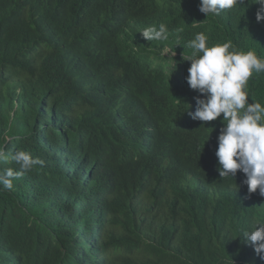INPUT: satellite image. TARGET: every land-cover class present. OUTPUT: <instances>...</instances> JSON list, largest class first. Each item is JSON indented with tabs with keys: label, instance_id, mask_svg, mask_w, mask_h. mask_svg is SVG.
Here are the masks:
<instances>
[{
	"label": "trees",
	"instance_id": "1",
	"mask_svg": "<svg viewBox=\"0 0 264 264\" xmlns=\"http://www.w3.org/2000/svg\"><path fill=\"white\" fill-rule=\"evenodd\" d=\"M199 2L0 0V173L42 161L0 190V264H264L237 237L264 197L219 177L222 118L192 119L181 56L204 32L264 59V21L255 0ZM161 23L167 40L142 37ZM247 91L264 105V73Z\"/></svg>",
	"mask_w": 264,
	"mask_h": 264
},
{
	"label": "clouds",
	"instance_id": "2",
	"mask_svg": "<svg viewBox=\"0 0 264 264\" xmlns=\"http://www.w3.org/2000/svg\"><path fill=\"white\" fill-rule=\"evenodd\" d=\"M255 3L259 5L255 12L259 23L264 21V0H255ZM237 4L245 5V0H200L198 7L201 13L210 17ZM140 33L149 42L168 39V29L163 23L158 28L154 25L146 27ZM207 39L204 32L196 33L187 44L191 53L181 54L182 60L190 62L186 76L189 87L202 94L195 97L198 107L191 113L192 119L209 122L222 118L223 127L217 137L215 152L219 177L235 180L239 170L244 174L243 183L247 185L248 194L258 190L264 197V105L259 101L249 102L247 91L253 73H264V59L252 50H237L231 41L208 46ZM169 51L165 49L162 54L168 55ZM175 54L171 52L172 57ZM207 128L213 131L212 127ZM10 159L19 170L6 168L0 173V190H12L14 180L42 163L26 151H17ZM8 160L9 156L0 151V162ZM237 237L264 260V221L257 220L251 230L242 229Z\"/></svg>",
	"mask_w": 264,
	"mask_h": 264
}]
</instances>
